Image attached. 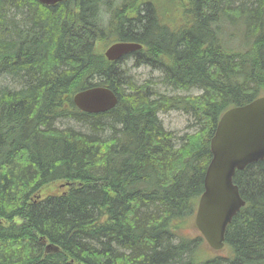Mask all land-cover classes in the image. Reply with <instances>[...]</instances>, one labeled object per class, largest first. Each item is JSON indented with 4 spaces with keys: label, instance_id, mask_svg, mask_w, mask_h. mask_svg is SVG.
<instances>
[{
    "label": "trees",
    "instance_id": "16d2710c",
    "mask_svg": "<svg viewBox=\"0 0 264 264\" xmlns=\"http://www.w3.org/2000/svg\"><path fill=\"white\" fill-rule=\"evenodd\" d=\"M170 2L179 21L155 0H0V264H264V159L234 175L246 204L227 227L229 256L204 258L203 237L181 232L221 114L264 92V7ZM234 17L246 30L232 48L235 30L222 34ZM116 41L143 47L110 61ZM127 58L174 91L201 93L164 95ZM97 85L116 106L80 110L74 94ZM171 109L195 132L166 129L159 114Z\"/></svg>",
    "mask_w": 264,
    "mask_h": 264
},
{
    "label": "water",
    "instance_id": "95a60500",
    "mask_svg": "<svg viewBox=\"0 0 264 264\" xmlns=\"http://www.w3.org/2000/svg\"><path fill=\"white\" fill-rule=\"evenodd\" d=\"M38 1L54 5L63 0ZM141 47L134 42H115L105 50V56L115 61ZM73 101L80 110L97 113L115 107L118 97L108 87L94 86L75 93ZM211 150L213 156L204 178L205 190L199 199L195 224L210 245L220 249L228 224L245 205L233 183L235 171L264 159V96L223 113L211 139Z\"/></svg>",
    "mask_w": 264,
    "mask_h": 264
},
{
    "label": "rangeland",
    "instance_id": "374dc122",
    "mask_svg": "<svg viewBox=\"0 0 264 264\" xmlns=\"http://www.w3.org/2000/svg\"><path fill=\"white\" fill-rule=\"evenodd\" d=\"M160 6H169L170 7V12L167 15V18H169L171 20V22L173 21H179V18L181 17V12L176 10L175 6L177 5L174 2H170V1H174V0H155ZM253 2H256L257 0H252ZM261 1V6L264 7V0H260ZM262 12V11H261ZM235 21L233 24L231 25H227L226 27V32L227 34L225 35V33L222 34V37L224 40L229 38V33L232 34V31L235 30L234 35H230V37H234L235 41H231L232 39H230L229 43L230 45H226L227 47H241V45H237L238 42L240 41V39L243 40L244 37V33L246 30L245 25L240 23L241 17L237 18L234 17L233 18ZM181 21V20H180ZM240 28H243V35L240 32ZM229 32V33H228ZM240 37V38H238ZM242 42V41H241ZM104 43L100 42L98 47L103 48ZM106 49V47L104 48V50ZM126 60V61H125ZM124 61V67L127 68L129 70V72L134 76V78L139 81V83H145L147 81H152V85L154 87H156V90L163 93L164 95L167 96H173V95H196L198 93H201L200 90L198 89H192L190 91H174L173 89H170L168 87H166L163 83H162V79H161V72L156 70V69H152L149 66H140V67H135L133 65V61L130 58L125 59ZM2 84H8L9 86L14 87L15 83L11 81V79H6V80H2ZM150 84V83H149ZM160 118L162 119V123L164 125V127L168 130L174 131L178 136H183L186 133H194L195 130L197 129V127L195 125H193L194 120L193 118L183 112V111H179V110H175V109H171L168 111H165L163 113L159 114ZM75 126H80L79 124L76 123H72ZM178 143H180L179 141H177ZM19 220V219H17ZM193 221V219H191V222ZM182 235L184 237L189 238L191 235L195 236V235H199V231L197 230V228L191 227L190 224H186L182 227L181 229ZM205 245V243H204ZM206 246V245H205ZM208 250H210L209 248H207ZM227 251H221L218 254H227ZM215 254L213 251H211V254Z\"/></svg>",
    "mask_w": 264,
    "mask_h": 264
},
{
    "label": "bare ground",
    "instance_id": "6f19581e",
    "mask_svg": "<svg viewBox=\"0 0 264 264\" xmlns=\"http://www.w3.org/2000/svg\"><path fill=\"white\" fill-rule=\"evenodd\" d=\"M98 113V112H97Z\"/></svg>",
    "mask_w": 264,
    "mask_h": 264
}]
</instances>
